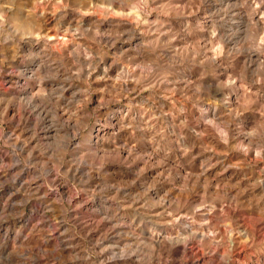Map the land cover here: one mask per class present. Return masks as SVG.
<instances>
[{
	"label": "rangeland",
	"instance_id": "obj_1",
	"mask_svg": "<svg viewBox=\"0 0 264 264\" xmlns=\"http://www.w3.org/2000/svg\"><path fill=\"white\" fill-rule=\"evenodd\" d=\"M263 195L264 0H0V264H264Z\"/></svg>",
	"mask_w": 264,
	"mask_h": 264
},
{
	"label": "bare ground",
	"instance_id": "obj_2",
	"mask_svg": "<svg viewBox=\"0 0 264 264\" xmlns=\"http://www.w3.org/2000/svg\"><path fill=\"white\" fill-rule=\"evenodd\" d=\"M258 22V21H257ZM43 48V47H42ZM45 48V47H44ZM47 50V49H46ZM252 53V52H251ZM249 54V53H248ZM254 54V53H253ZM218 60V59H217ZM239 62V61H238ZM241 62V61H240ZM244 64H245V66L246 67H252V66H254L255 64H257V56L255 57V56H253L252 54H251V56H250V58H248V60H246V61H244ZM255 69V68H254ZM23 89V88H22ZM6 106V105H5ZM6 108V107H5ZM209 112H207L206 114H204V119L205 120H211V119H209V114H208ZM214 113V112H213ZM251 140V139H250ZM250 144V141H248L247 142V140L246 139H243L242 140V142H241V144H240V146L241 147H244L246 144ZM23 149V148H22ZM264 196V195H263ZM191 226V230H194L193 228H194V226H192V225H190ZM245 227H246V229L250 232V233H253L254 231H253V228L249 225V222L248 223H245ZM193 233L194 234H197V232L196 231H193ZM200 236H205V234L204 233H200Z\"/></svg>",
	"mask_w": 264,
	"mask_h": 264
}]
</instances>
